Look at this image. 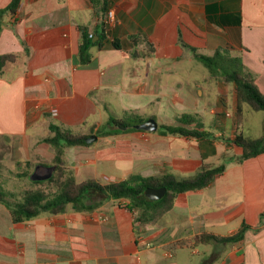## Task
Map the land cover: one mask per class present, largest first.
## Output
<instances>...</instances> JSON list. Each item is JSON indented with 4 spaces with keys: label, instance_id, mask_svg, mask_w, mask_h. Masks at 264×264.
Wrapping results in <instances>:
<instances>
[{
    "label": "crops",
    "instance_id": "crops-1",
    "mask_svg": "<svg viewBox=\"0 0 264 264\" xmlns=\"http://www.w3.org/2000/svg\"><path fill=\"white\" fill-rule=\"evenodd\" d=\"M12 1L0 0V11ZM109 11L115 22L104 27ZM1 24L0 55L16 56L0 74V183L10 196L15 193L7 183L23 177L27 163L53 161V148L42 142L52 135L51 125L97 136L91 146L66 151L78 182L187 178L203 167L226 168L208 187L179 194L168 213L144 225L135 223L126 200L21 223L0 204V264H201L214 253L213 264H264V153L237 160L243 150L233 143L241 124L235 85L223 76H203L221 107L211 114L227 118L234 109L236 128L232 123L227 135L224 124L213 133L199 121L190 128L210 133L200 140L160 132L162 125L183 126L178 120L185 113L205 110L199 95L210 87L182 76L185 61H197L192 49L205 56L230 51L264 94V0H21ZM81 29L107 41L104 49H91L87 65L79 61ZM112 41L122 48L111 47ZM225 94L227 106L219 104ZM166 97L170 108L149 111ZM127 112L155 118L158 130L97 135L110 116ZM243 224L251 229L242 242L197 239L232 236ZM201 247L204 258L195 262L190 257Z\"/></svg>",
    "mask_w": 264,
    "mask_h": 264
},
{
    "label": "trees",
    "instance_id": "trees-1",
    "mask_svg": "<svg viewBox=\"0 0 264 264\" xmlns=\"http://www.w3.org/2000/svg\"><path fill=\"white\" fill-rule=\"evenodd\" d=\"M21 0H13L11 4L0 11V33L2 30V19L8 14H16L20 7ZM107 24L105 22L104 27ZM82 39L79 49V61L82 65L91 62L92 48L104 49L106 38L98 35V40H94L85 29H81ZM114 49H121L118 41L110 44ZM195 59L208 69L211 76H223L227 82L233 83L236 87L238 113L242 111L243 104L248 105L253 111L264 112V94L255 84L254 74L248 70L238 59L225 58L221 51H217L214 56L198 54L192 49ZM16 59L14 55H0V74L7 63ZM239 64L240 70L232 68ZM155 119V118H153ZM156 120V119H155ZM147 121L134 113H126L123 118L110 116L107 123L97 131L99 136L115 135L127 131H136L135 126ZM179 123L183 126H160L162 135H176L200 140L210 135L209 132L201 130V126L190 128L196 120L192 116L179 118ZM51 136L42 142L53 148L55 157L51 166H57L53 177L44 182H32V186L24 190L16 198L4 191L0 183V204L4 205L11 213L15 223H21L41 215L56 216L66 213L69 208L75 212H93L104 205L108 200H126L127 209L136 215L135 223L148 224L155 218L168 213L179 194L202 190L211 185L217 176L225 171V164L216 168L203 167L192 177L178 178L168 174L160 177H142L133 175L130 178L109 184H104L97 179H88L78 182L72 172L68 170L66 161V151L73 147H87V136L74 134L57 125H51ZM233 143L242 148L243 153L237 159L242 163L251 158H255L264 153V123L263 135L259 138H245L242 134L236 136ZM47 166V163H43ZM23 177H29L24 174ZM165 188L166 194L159 201H151L145 196L147 189ZM264 219V212L261 214ZM251 229L247 224H243L239 231L228 237H220L212 234H203L197 237L201 243L235 244L242 242L247 231ZM257 232V231H256ZM218 259L216 253L207 256L201 264H213Z\"/></svg>",
    "mask_w": 264,
    "mask_h": 264
},
{
    "label": "rangeland",
    "instance_id": "rangeland-1",
    "mask_svg": "<svg viewBox=\"0 0 264 264\" xmlns=\"http://www.w3.org/2000/svg\"><path fill=\"white\" fill-rule=\"evenodd\" d=\"M223 54L225 55V58H231L230 51L228 50H226L225 52L223 51ZM182 68H183L182 76H194L195 77L193 81L194 84L196 83V80L198 79L199 83L203 86V88L210 87V92L206 94L205 96H201L197 94V96L199 95L200 103L205 108V110L202 113L198 114L199 116L185 113L184 117L192 116L193 120L199 121L201 124L209 123V131L213 133L217 132L216 127L219 124L225 125L222 132H225L226 135L229 133L230 131L229 126L232 123H234V128H236L237 122L236 121H235L236 123L233 122L234 116H235L234 109L232 108L228 109V112L231 115V117H227V118H225L224 116H215L211 114L212 109L221 110V107L217 106L218 93H217L216 88L211 85L212 81L203 80V76H211L209 74L208 69H206L201 63L197 61H193L191 63L185 61L184 65H182ZM232 68L240 70L241 66L239 64H236L232 66ZM222 89L223 88H220V90ZM228 99L229 97L227 94H225V96L221 95L219 104L223 103V104H226L227 106L229 104ZM170 104H171L170 98L166 97V98H163L158 104H155L152 107H150L149 111L154 112L160 107V105H163L165 107L168 106L170 108ZM239 119L241 120V124L238 130L239 134H242L245 138H251V139L259 138L263 135V123H264V112L263 111H260V112L253 111L248 105L243 104L242 111L239 113ZM43 163H47V166H51L52 162H42V164ZM222 163H225V162H222ZM68 165H69L67 167L68 170L72 172L73 174H75L74 170L70 168L69 163ZM0 166H2L1 163H0ZM35 167H36L35 163H32V162L27 163L25 166V168L27 169L25 174H29V177H30V175L34 172ZM29 177H18V178H15V180L13 181L10 180L7 183V187L11 189L13 193H15L14 195L15 198L17 196H20L24 190L32 186V181H30ZM101 182H105V181L101 180ZM203 253H204V249L202 250V247H201V253L199 255H193L190 258H193L195 262H201L202 259L204 258Z\"/></svg>",
    "mask_w": 264,
    "mask_h": 264
},
{
    "label": "water",
    "instance_id": "water-1",
    "mask_svg": "<svg viewBox=\"0 0 264 264\" xmlns=\"http://www.w3.org/2000/svg\"><path fill=\"white\" fill-rule=\"evenodd\" d=\"M124 128L123 130H126ZM136 130L144 131V132H155L158 130V123L154 119H149L140 125L135 126ZM97 140L96 135H92L86 139L87 144H92ZM57 170V166H43L37 165L35 167L34 172L30 175L29 179L32 182H44L51 179L54 173ZM165 188L159 189H147L145 191V196L151 201H159L161 200L166 194Z\"/></svg>",
    "mask_w": 264,
    "mask_h": 264
},
{
    "label": "built area",
    "instance_id": "built-area-1",
    "mask_svg": "<svg viewBox=\"0 0 264 264\" xmlns=\"http://www.w3.org/2000/svg\"><path fill=\"white\" fill-rule=\"evenodd\" d=\"M114 22H115L114 12L113 11H109L108 14H107L106 24L108 26H111V25L114 24ZM91 37H93V36L91 35Z\"/></svg>",
    "mask_w": 264,
    "mask_h": 264
}]
</instances>
